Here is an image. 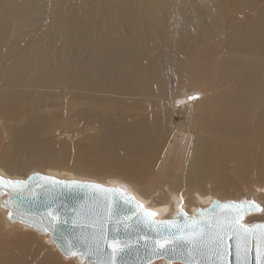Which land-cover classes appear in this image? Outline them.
<instances>
[{
	"label": "bare ground",
	"instance_id": "1",
	"mask_svg": "<svg viewBox=\"0 0 264 264\" xmlns=\"http://www.w3.org/2000/svg\"><path fill=\"white\" fill-rule=\"evenodd\" d=\"M181 88L203 97L178 104ZM0 122L7 178L117 186L156 218L264 208V0H0ZM6 197L0 264H86Z\"/></svg>",
	"mask_w": 264,
	"mask_h": 264
},
{
	"label": "water",
	"instance_id": "2",
	"mask_svg": "<svg viewBox=\"0 0 264 264\" xmlns=\"http://www.w3.org/2000/svg\"><path fill=\"white\" fill-rule=\"evenodd\" d=\"M2 177L5 180L27 182L23 191H14L6 184L0 185V195L7 194L4 205L8 208L9 219L32 226H34L33 222H35L34 227L42 232L49 233L52 241L64 255L66 253L60 247V244L63 243L65 237L79 240L81 250L87 253L89 243L97 236L100 231V225H102L109 240L117 238L122 243L130 242V248L126 249L119 258L121 264H148L149 260L152 263L160 258H164L168 262L185 263L188 257L184 256L182 258L178 252L161 253L159 257L148 255L146 250H150L153 241L161 235L164 228L170 226L151 224L146 222V219L173 221L179 225H190L192 220H196L200 222L201 227L211 230L216 225L222 224L225 219L231 218L227 215L230 209L223 206L235 201L214 199L209 206L199 208L196 212L197 214L192 216L187 215L185 210H183V213L179 210L177 216L171 219L156 218V216L146 218V211H154L144 207L135 196L117 186L76 178H59L40 171L31 172L24 179ZM45 177L50 179L45 180ZM57 181L67 183L57 184L55 183ZM73 181H77L79 184H72L71 182ZM86 185H100L101 187L92 188ZM106 189H112L113 191H106ZM33 193L36 194L33 195ZM129 198L134 199L129 200ZM243 200L252 201L253 199H241L236 200V202ZM138 205L143 207L141 208ZM50 206L55 207L60 213V222L54 228L47 224L48 217L46 213ZM109 207L111 208L110 217L108 214ZM10 211L14 213L11 218L9 217ZM185 213L186 216L184 215ZM74 220L78 221V223L74 224ZM41 223L48 228L47 231L41 229ZM240 223L247 225L243 222V218ZM93 224L97 226L92 227ZM255 225H264V223L258 222L247 226L252 227ZM257 231L259 232V230ZM257 246L258 241L251 236L245 241L241 236L229 233V235L224 237L221 245V255L217 256L215 251H210L197 255L195 259L199 261V264H256ZM245 248H247V255H245ZM106 251H110V249H106ZM75 257L80 262L85 260L86 264H95L97 259L105 258L85 255L83 260H81L78 256Z\"/></svg>",
	"mask_w": 264,
	"mask_h": 264
},
{
	"label": "snow or ice",
	"instance_id": "3",
	"mask_svg": "<svg viewBox=\"0 0 264 264\" xmlns=\"http://www.w3.org/2000/svg\"><path fill=\"white\" fill-rule=\"evenodd\" d=\"M190 99H195V97H190ZM45 180L50 178L45 177ZM25 181L20 180H5L4 177L0 176V185H8L14 191H23L26 188ZM57 184H66L67 182H55ZM72 184H79L77 181L71 182ZM87 187L100 188V185H86ZM106 191H113L112 189H106ZM36 193H33L35 195ZM134 198H129V200ZM143 207L142 205H138ZM223 207L230 209L227 214L230 219H225L222 224L216 225L211 230H206L204 227L200 226V222L192 220L191 224L179 225L173 221H155L147 220L146 222L151 224H162L168 225L163 229L161 235L155 239L151 245L150 250H146L148 255L159 257L161 253L173 252L177 253L183 258L187 256L188 259L185 260V264H199V261L195 259L197 255L205 254L206 252L215 251L217 256L221 255V245L223 244L224 237L229 235L241 236L245 241L251 236L253 239L258 241L256 264H264V225H255L249 227L247 225L241 224L240 220L243 215L252 211H264V208L256 203L254 200H243V201H232L225 204ZM181 213H183V208L181 206ZM108 214L110 217L111 208H108ZM14 215L13 212H9V217ZM157 213L155 212H145V217H155ZM186 216V213L184 214ZM46 216L47 224L53 228L57 223L60 222V213L55 209V207L50 206L47 210ZM74 224L78 221L74 220ZM35 226V222H33ZM93 224L92 227H96ZM43 231H47L48 228L44 226L43 223L40 224ZM259 230V232L257 231ZM231 238V237H229ZM147 239V237H145ZM94 244V247H93ZM106 246V247H105ZM130 242H121L117 238L111 240L108 239L107 234L104 232L102 225H100V231L93 241L89 243L88 251L85 253L81 250V244L79 240H73L69 237H65L63 243L60 247L65 251L66 255L78 256L81 260L85 255H95L97 257H105L97 259L95 264H121L120 257L124 254L125 250L130 248ZM110 249V251H106ZM245 255H247V248H245ZM151 264V261H148Z\"/></svg>",
	"mask_w": 264,
	"mask_h": 264
},
{
	"label": "rangeland",
	"instance_id": "4",
	"mask_svg": "<svg viewBox=\"0 0 264 264\" xmlns=\"http://www.w3.org/2000/svg\"><path fill=\"white\" fill-rule=\"evenodd\" d=\"M174 80H175L174 78L170 79V81L172 82V86L174 88H177V83ZM186 90H188V88H181L180 92H181L182 96H185V97H183L181 99V101L177 100L178 104H182V103L188 102V101H195L196 102L198 99H201L203 97L202 94L199 91H189V92H187ZM183 93H186V95H184ZM190 97H195V99H190ZM184 121H185V118L183 116H178V119H177V121L175 123H179L180 124L181 122H184ZM0 124H2V123L0 122ZM239 194H243V193L240 192ZM238 197H241V195H239ZM35 245H36V243H35ZM62 259L65 260V261H68V260L64 259L63 257H62Z\"/></svg>",
	"mask_w": 264,
	"mask_h": 264
}]
</instances>
